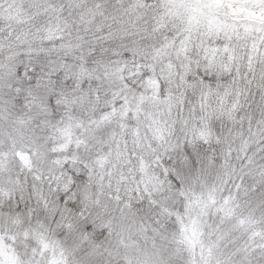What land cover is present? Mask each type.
Returning <instances> with one entry per match:
<instances>
[{"label":"clouds","instance_id":"9594fccd","mask_svg":"<svg viewBox=\"0 0 264 264\" xmlns=\"http://www.w3.org/2000/svg\"><path fill=\"white\" fill-rule=\"evenodd\" d=\"M258 228L264 0H5L0 264H216Z\"/></svg>","mask_w":264,"mask_h":264},{"label":"snow or ice","instance_id":"6c2138e0","mask_svg":"<svg viewBox=\"0 0 264 264\" xmlns=\"http://www.w3.org/2000/svg\"><path fill=\"white\" fill-rule=\"evenodd\" d=\"M14 2V0H13ZM5 3V0H0V6H3ZM163 42L160 45V48H165L170 45L169 38L167 36L162 38ZM43 49L37 50V52H41ZM157 52H159V49H156ZM181 52L185 54L186 58L191 61V57L187 56V52L185 49H181ZM211 66L209 65V68ZM237 74H240V69H236ZM28 76L31 77L32 73H28ZM209 77L207 75H203L200 79V84L202 86H207L208 88H211V84H206ZM187 164L191 166L192 169H195L197 173L205 171L201 166L202 164V156L200 151H197L195 148H190L187 150V154L184 157ZM212 158L209 156L207 157V162L210 165ZM175 180L176 178L173 177ZM233 189L235 190L230 191L229 195L225 196L223 198L224 202L223 204H220L216 211H223L225 205L230 204L232 200H238L241 197H248L250 193L244 189L242 190L241 183L237 182L233 184ZM216 189L213 187L211 190H209L207 194V199L212 204L216 203L217 197L215 195ZM183 194V193H182ZM190 205V201L188 202ZM187 206V205H186ZM164 212H168L167 209L163 210ZM177 218V224L179 225L181 231L184 230L185 225L182 221V218L179 214H176ZM253 223H258V221H252ZM244 220H240V224H243ZM102 235V234H101ZM179 251V250H178ZM209 256L211 255V245L208 249ZM237 258V259H234ZM201 264H211V261L209 259L202 260ZM216 264H264V230L262 229H256L254 231L248 232L240 241L236 243V246L231 249V251L228 252V254L224 257L223 262L217 260Z\"/></svg>","mask_w":264,"mask_h":264}]
</instances>
